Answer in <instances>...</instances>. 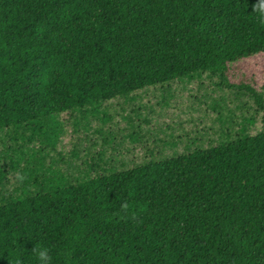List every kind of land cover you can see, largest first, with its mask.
Segmentation results:
<instances>
[{"label": "trees", "instance_id": "trees-1", "mask_svg": "<svg viewBox=\"0 0 264 264\" xmlns=\"http://www.w3.org/2000/svg\"><path fill=\"white\" fill-rule=\"evenodd\" d=\"M258 2L0 0V139L37 152L0 193V264H38L37 239L53 264H264V94L226 77L264 57ZM208 76L249 98L257 134L132 168L105 153L46 168L62 116Z\"/></svg>", "mask_w": 264, "mask_h": 264}, {"label": "rangeland", "instance_id": "rangeland-1", "mask_svg": "<svg viewBox=\"0 0 264 264\" xmlns=\"http://www.w3.org/2000/svg\"><path fill=\"white\" fill-rule=\"evenodd\" d=\"M226 77L231 84H247L264 94V57L232 65ZM220 82L216 77L197 78L169 89H152L131 101L113 102L88 118L64 115V134L44 164L64 171L66 163L73 162L81 171L87 154L105 153V160L115 161L116 169L132 168L149 158L161 160L216 146L228 129L233 134L248 126L252 135L257 134L262 124L256 107L244 93L222 88ZM251 117L257 120L252 126L245 121ZM0 142V193L16 192L27 169L36 165L35 145L30 144L22 156L17 151L21 141L3 136Z\"/></svg>", "mask_w": 264, "mask_h": 264}, {"label": "clouds", "instance_id": "clouds-1", "mask_svg": "<svg viewBox=\"0 0 264 264\" xmlns=\"http://www.w3.org/2000/svg\"><path fill=\"white\" fill-rule=\"evenodd\" d=\"M256 10L261 15H264V0H259ZM122 207L127 208V205H123ZM37 241L32 252L36 255L38 264H53V257L50 254V249L42 241L38 239Z\"/></svg>", "mask_w": 264, "mask_h": 264}]
</instances>
